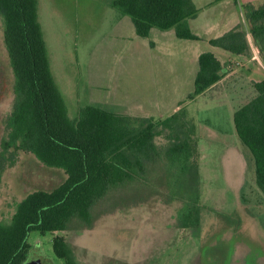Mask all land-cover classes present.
<instances>
[{"label":"rangeland","instance_id":"obj_1","mask_svg":"<svg viewBox=\"0 0 264 264\" xmlns=\"http://www.w3.org/2000/svg\"><path fill=\"white\" fill-rule=\"evenodd\" d=\"M37 1L50 69L71 119L86 104L136 115L174 95L167 85L171 78L151 55L148 40L138 37L130 19L108 0ZM119 18L129 28L119 25ZM242 25L247 28L246 22ZM256 58H246L251 61L248 70L240 69L242 59L226 63L229 70L236 66L245 75L241 83L227 86L228 101L200 96L182 105L195 125L201 168L195 200L184 184L167 186L172 181L168 166L158 159L144 181L135 180L98 201L89 225L75 221L65 230L30 232L23 264H264V194L232 121L233 112L254 95L252 82L264 79L263 61ZM13 83L0 21V155L7 160L0 177V224L9 223L16 203L27 194L51 191L65 178L61 169L7 146ZM165 142L163 135L154 137L157 146ZM235 152L241 153V161ZM192 203L199 211L198 222L190 219L192 225L183 226L180 216ZM55 236L65 241L70 261L54 255Z\"/></svg>","mask_w":264,"mask_h":264},{"label":"trees","instance_id":"obj_2","mask_svg":"<svg viewBox=\"0 0 264 264\" xmlns=\"http://www.w3.org/2000/svg\"><path fill=\"white\" fill-rule=\"evenodd\" d=\"M108 5L128 16L135 34L147 38L151 28L173 30L177 38L197 39L188 20L199 9L192 0H109ZM247 28L238 24L209 44L232 54L249 52L248 36L264 63V2L242 4ZM2 37L14 77V100L7 116V146H17L47 167L61 169L64 180L51 191L36 190L15 205L9 223L0 224V264H23L30 232L65 230L77 221L89 225L91 209L109 193L135 180L144 181L148 167L164 161L170 188L184 184L197 198L198 150L195 125L180 106L163 119L135 117L86 104L71 119L50 69L38 20L37 0H0ZM152 45L151 42H149ZM223 65L210 51L198 56L194 99L221 77ZM254 95L232 114L234 132L250 153L255 184L264 194V79L253 81ZM163 135L162 146L154 137ZM7 160L0 155V177ZM140 177V178H139ZM186 208L183 226L197 224L198 208ZM57 258L70 261L62 237L55 236Z\"/></svg>","mask_w":264,"mask_h":264},{"label":"crops","instance_id":"obj_3","mask_svg":"<svg viewBox=\"0 0 264 264\" xmlns=\"http://www.w3.org/2000/svg\"><path fill=\"white\" fill-rule=\"evenodd\" d=\"M192 1L199 9V12L195 18L188 20V25L191 32L198 37L197 39L177 38L172 29L166 31L159 30V32H157L155 30L156 28H151L149 36L143 38L148 40L151 55L159 60L160 65L163 67V69H161L163 71L165 70L169 78H171V80H169L170 84L167 83V85H171V89L173 90L172 93L175 92L174 95L172 94L168 100L151 103L148 106V109L139 111V113L135 112L136 115L131 113L129 116L153 118L166 117L176 111L180 106L188 104V102L191 104L196 101L200 96H207L208 99L211 100L222 101V99H227L228 101L230 98V92L228 91L230 89L227 88V86L230 84L236 85L237 83H241L244 81L245 75H241L240 72H238L240 70H236V66L234 69L229 70V68L226 67V63L229 61L237 62L239 59H242L244 62L242 64L239 62L240 69L241 67H245L244 69L248 70V68H250L248 62L251 61H248L249 59L246 58H249L250 55L252 57L254 54V56L258 57L256 58L257 61H260L258 50L253 45L249 36V52L242 55L232 54L224 49L212 46L209 44V40L222 35L238 24L245 23L246 20L242 11V4L250 2L256 5L261 2V0ZM108 2L109 0L106 1L107 4ZM118 24H124L129 28V23L124 19L119 18ZM149 42H151L152 45H150ZM205 51L213 53L223 65L221 77L203 93L199 94L192 100H188L187 95L193 90L194 78L198 70V56ZM165 67H167V69H165ZM172 75L173 77H171ZM235 153L240 157L241 161V153ZM200 171L201 168L199 167L198 173H200Z\"/></svg>","mask_w":264,"mask_h":264}]
</instances>
